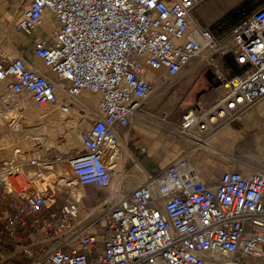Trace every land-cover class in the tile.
I'll return each mask as SVG.
<instances>
[{
	"label": "built area",
	"instance_id": "obj_1",
	"mask_svg": "<svg viewBox=\"0 0 264 264\" xmlns=\"http://www.w3.org/2000/svg\"><path fill=\"white\" fill-rule=\"evenodd\" d=\"M204 1H32L15 29L32 32L46 11L52 15L55 40H39L35 53L69 84L59 113L78 110L85 92L99 96L98 112L75 154L18 160L0 149V264H264V163L224 171L210 187L184 154L151 178L154 188L106 197L95 221L100 234L84 227L79 198H58L60 191L111 186L116 127L129 126L157 89L147 69L176 78L205 62L214 72L219 84L188 105L172 130L195 147H208L207 135L241 121L264 97V5L223 40L193 15ZM227 57L243 71L227 78L217 60ZM0 80L39 107L58 104L56 82L21 57L0 59Z\"/></svg>",
	"mask_w": 264,
	"mask_h": 264
},
{
	"label": "crops",
	"instance_id": "obj_2",
	"mask_svg": "<svg viewBox=\"0 0 264 264\" xmlns=\"http://www.w3.org/2000/svg\"><path fill=\"white\" fill-rule=\"evenodd\" d=\"M32 1L33 0H0V59L21 57L28 63L31 69L43 73L50 80L56 82L59 101L58 104L52 105V107L55 112V118L58 119L57 115L60 114L58 105L64 104L67 101L66 88L69 84L66 81L59 80L56 74L44 66L43 61L35 53V45L39 40L45 38L50 43L54 42L55 31L57 29L55 21L50 12L46 11L41 24L34 31L26 32L25 30L15 29L16 24L24 17ZM225 59H228L232 66L236 65L232 58H223V60ZM190 68H193V65H191ZM189 71L191 70L189 69L186 72ZM145 73L154 84H160L162 78L165 76L160 72L148 71V69ZM169 82L171 83V81ZM190 83L191 80L185 81L181 86L184 90L187 87H189L190 90ZM169 85L167 84V88ZM6 88H8L7 82L5 80H0V114H3V111H5ZM185 94L186 93L179 95L178 92L170 94V97H167V101L161 106L160 110L157 109L156 111H152L148 108L149 100L143 109L136 116L131 118L129 126L116 127L120 143V153L117 162L119 165V172L118 176L113 178L109 188L99 189L92 185L76 188L71 191L75 199L79 198V204L83 210L84 227H88L89 231L92 230L100 234L95 228V221L105 210V205L102 201L106 197L110 196V194L113 195L117 189H119V194L125 195L143 184H148L154 188L155 185L154 182L151 181V178L161 172L167 164L184 154H189L191 156L200 180L210 187H215L220 175L224 171L236 169L241 172L246 171L243 167L227 164L228 162L226 160L223 162V159L220 158L224 156L223 154L219 156V152L224 153V151L228 150L226 147L233 145L231 132L241 131L229 122L221 123L212 133L205 137L208 147H195L191 140L179 135L175 136L172 131L169 133L170 129L168 128L166 132V127L163 125V119H161V117L165 118L164 113H167L169 114L168 118H170V116L173 115V110L180 104ZM87 95L93 97L94 104L92 106L96 109L99 96L97 94L94 95L85 92L76 100L81 105L79 109L70 111L69 114L67 113L68 116L66 117V126L69 130L67 134L68 144L75 142L80 148V132L89 125V122L85 125V122L79 118L77 113L80 110L86 112L87 109L84 103L88 101ZM187 107L188 105L186 108ZM182 112H179V116H181ZM252 115L264 118V98L250 106L243 114L244 118L242 121L246 128L249 127L252 129V127L248 125V121H250L249 117H252ZM26 120L32 122L33 116L27 115L24 121L26 122ZM8 140L9 135L7 126L5 121L0 119L1 150L5 149L8 145ZM20 140H25V138ZM64 144L65 143H63V145ZM69 153L71 152L65 150L62 154L66 155ZM220 162L221 165L219 164Z\"/></svg>",
	"mask_w": 264,
	"mask_h": 264
},
{
	"label": "rangeland",
	"instance_id": "obj_3",
	"mask_svg": "<svg viewBox=\"0 0 264 264\" xmlns=\"http://www.w3.org/2000/svg\"><path fill=\"white\" fill-rule=\"evenodd\" d=\"M263 5L264 0H206L195 9L193 15L203 28L212 31L221 39L227 40L232 30L244 19L245 16L243 15L252 14ZM236 12H239V19L234 17ZM217 60L219 62V59ZM219 63L221 70L227 78L243 71L237 65L232 66L228 59H220ZM193 64L195 65V62H193L192 65ZM206 69H208V66L203 62L199 66H195L189 72L183 71L181 75L176 78H168V82L167 77L164 76L160 84L156 83L157 89L148 103V108L152 111H156L157 109L160 110L170 94L178 92L179 95H183V93H186L182 97L180 104L173 110V115L170 116V118L166 119L161 117V119H163L162 123L166 127V132L167 128L170 129L169 133L178 128L180 123L179 112L181 113L187 105L195 103L198 100L197 95L202 90L207 91L211 88V84L204 73ZM189 80H191L189 84L191 89L189 90V87H187L184 90L181 85ZM169 81H171V83ZM167 84H170L168 88ZM215 92L218 94L220 89L218 91L215 90ZM201 97L202 95L200 98ZM215 97L216 96L211 99V102ZM92 105L86 112L80 110L77 113L79 118L85 122V125L89 122V119L94 118L96 116L95 114L98 112L97 107L95 109ZM68 114H64L63 121L60 118L62 114H58V119H56L52 106L39 107L33 102L29 93L16 96L6 88L5 111H3V114H0V119L5 121L9 135V140L7 141L8 145L5 147V150L13 152V156L18 160L31 156H41L43 154H62L65 150L77 153L80 146L75 142L68 144L67 134L69 130L66 126V117ZM27 115L33 116L32 122H28L27 120L26 122L24 121ZM242 120L243 116L241 121L232 122L231 124L237 129L239 128L238 130H241L240 132L243 134L244 138L237 142H233L234 145L226 147L228 150L224 151V153L219 152V156L223 154L224 156L220 158L223 159V162L226 160L228 162L227 164L243 167L246 171H253L260 164L264 163V154H262V157L257 155L255 153L257 149L256 145L247 141V139H250V137L254 135L255 128H246ZM35 128L38 129L37 132L32 130ZM25 130H29L30 132L27 133ZM22 138H25V140H20ZM63 143L65 144L63 145ZM16 149H19L18 153H14ZM6 151L5 162L8 159ZM219 164L221 165V162ZM67 197L75 199L72 192H59V199L64 200ZM103 232L104 229H100V233Z\"/></svg>",
	"mask_w": 264,
	"mask_h": 264
},
{
	"label": "bare ground",
	"instance_id": "obj_4",
	"mask_svg": "<svg viewBox=\"0 0 264 264\" xmlns=\"http://www.w3.org/2000/svg\"><path fill=\"white\" fill-rule=\"evenodd\" d=\"M204 55H207V51L204 52ZM150 71V70H148ZM88 101L84 103L86 109H90L91 105L94 103V99L91 96H87ZM264 98V97H262ZM261 98V99H262ZM260 100V99H259ZM258 100V101H259ZM257 101V102H258ZM255 104V103H254ZM78 106H81L80 103H77ZM257 115V114H256ZM63 116H65L64 114H62V116H60V118L63 121ZM164 117L168 118L169 114L164 113ZM244 118V117H243ZM250 121H248V125H250L252 128H255V133L252 137H250V139H247L248 142L254 143V145H256V151L255 153L259 156H263L262 154H264V118L261 117H257V116H253L249 117ZM33 131H38L37 128L32 129ZM27 133L30 132L29 130H25ZM232 137H233V142H237L241 139L244 138L243 134L241 132H234L232 131ZM252 135V134H251ZM248 138V137H247ZM42 140V139H41ZM231 143V142H230ZM234 145V144H233ZM237 145V144H236ZM243 145V144H242ZM253 145V146H254ZM248 146V145H247ZM240 147V146H239ZM245 147V146H244ZM253 148V147H252ZM255 148V147H254ZM212 149V148H211ZM244 149V148H243ZM251 150V149H250ZM217 152V151H216ZM74 153V152H71ZM248 153V152H247ZM75 154V153H74ZM250 155V154H249ZM256 155V156H257ZM252 156V155H250ZM115 171V178L118 176V172H119V165L118 163L115 164V167L113 169V172ZM82 190V189H81ZM221 260H223V262L225 264H231L230 262H228L227 260H225L224 258H221Z\"/></svg>",
	"mask_w": 264,
	"mask_h": 264
},
{
	"label": "water",
	"instance_id": "obj_5",
	"mask_svg": "<svg viewBox=\"0 0 264 264\" xmlns=\"http://www.w3.org/2000/svg\"><path fill=\"white\" fill-rule=\"evenodd\" d=\"M205 76L206 78L208 79L209 83L211 84V87L212 86H217L219 84V82L216 81V77H215V74L214 72L211 70V69H208L206 70L205 72ZM206 91L205 90H202L198 95H197V98H199L201 95H203Z\"/></svg>",
	"mask_w": 264,
	"mask_h": 264
},
{
	"label": "trees",
	"instance_id": "obj_6",
	"mask_svg": "<svg viewBox=\"0 0 264 264\" xmlns=\"http://www.w3.org/2000/svg\"><path fill=\"white\" fill-rule=\"evenodd\" d=\"M238 13H239V12H236V13L234 14V17H236V19H237V18L239 19ZM248 15H250V14H246V15H243V16L246 17V16H248ZM245 17H244V18H245ZM242 20H243V19H242Z\"/></svg>",
	"mask_w": 264,
	"mask_h": 264
}]
</instances>
